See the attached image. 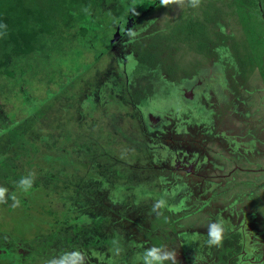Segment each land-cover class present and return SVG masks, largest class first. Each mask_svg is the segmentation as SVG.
<instances>
[{"label":"rangeland","instance_id":"obj_1","mask_svg":"<svg viewBox=\"0 0 264 264\" xmlns=\"http://www.w3.org/2000/svg\"><path fill=\"white\" fill-rule=\"evenodd\" d=\"M149 1L144 8L130 7L109 35L102 30L109 37L108 49L95 60V37L88 45L75 36L77 24L59 25L55 36L61 51L54 50L48 60L35 53L18 60L10 78L0 76V110L11 124L0 126V264H111L114 258L126 259L120 264H148L144 256L153 248L166 258L181 256L177 242L164 241L167 232L156 233L171 226L180 234L179 244L185 233L195 235L203 250L208 240H216L199 257L196 243L194 252L185 246L186 264L216 261L215 247L227 241V264H245L233 259L243 257L248 245L256 258L262 256L246 262L264 264V0H256L250 19L229 28L238 41L251 39L247 43L255 47L261 76L251 68L224 72L208 60L198 64L199 73L175 83L176 104L165 98L144 109L129 104L130 91L122 84L134 64L132 42L163 28L166 19L174 24L178 16H199L191 0ZM90 33L100 31L92 27ZM71 42L81 48L69 51ZM159 89L168 93L164 86ZM120 128L133 135L127 146L114 145V131ZM96 144L109 157L105 170L95 167L94 155L88 157ZM82 145L88 147L77 155L82 164L65 166L62 158L76 155ZM103 179L115 183L119 195L107 187L90 192ZM77 184L80 188H73ZM81 188L108 226L109 242L100 249L39 244L54 219L61 220L71 203L78 204ZM140 188L144 191L135 190ZM64 189L69 193L58 196ZM160 237L162 242H154Z\"/></svg>","mask_w":264,"mask_h":264},{"label":"trees","instance_id":"obj_2","mask_svg":"<svg viewBox=\"0 0 264 264\" xmlns=\"http://www.w3.org/2000/svg\"><path fill=\"white\" fill-rule=\"evenodd\" d=\"M149 2V0H0V76L3 75L10 78L12 68L18 64V60L33 56L35 53L44 54L45 60H48L53 56L54 50L57 52L61 51L60 47L62 44L58 43L55 36L59 25L76 26L77 24V27L74 28L75 36L77 34L84 37L83 40L88 45H90L88 41L95 37L93 42V59L95 60L108 49L109 37L105 36V34L108 33L109 35L110 32L117 29L120 20L124 15L128 14L130 7L136 9L144 8ZM190 4L193 8L199 10V16H178L174 24H170L169 20L166 19L161 24L163 28L155 27L156 29L139 34L132 42L131 49L134 53V64L130 69L129 77L126 78L124 76V82L122 83L124 85L123 88L130 91L128 98L130 105L135 103L146 109L153 101H161V99L165 100V98L169 102L172 101L174 102L173 104H176L177 100L174 97L176 94L172 93L175 83L179 85L185 79L192 77L193 74L199 73L202 65L200 64L199 66L198 64L207 63L208 60L218 66L220 65L224 72L228 68L236 72H245L247 68H251L256 71L257 76H261L263 73V68L259 67V69L256 65L259 59L256 60L255 47L253 45L250 47L249 43H247L251 39H243L240 42L238 37L232 33L233 29H229L233 26V23L239 25L243 19H250L252 12L249 10L257 6L256 0H191ZM92 27L95 32L99 30L100 34L93 36L90 33V28ZM102 30H104L105 34ZM78 44V42L74 44L71 42L66 44V48L69 51H75L77 47H80V44ZM83 45L81 44V46ZM193 54L194 56L197 55L198 58H193ZM188 57L193 59L187 60ZM85 60L84 58V64L89 63V61ZM163 86L165 87L164 92L167 91L168 93L159 92L162 89L158 90V88H163ZM178 108L181 109L180 107ZM183 119L186 120L187 117ZM6 122L7 118L3 119L0 110V126L4 128L11 125L10 122ZM131 129L133 130V125H131ZM120 130L121 132L114 131V135H116V139L113 140L116 142L114 145L122 144L127 146V141L133 136L130 133L131 130L129 128L126 130L120 128ZM139 133L141 134L140 130ZM98 143L100 142L98 141ZM96 146L97 148L95 149L94 147H89L91 154L88 157L90 158L94 155L95 167H102L105 170V168H108L109 157H103L101 150H99L100 146L98 144ZM82 148L84 150L88 149L87 146L82 145L80 149L75 151L76 155L71 152V157L62 158L65 166L79 167L82 164L81 159L77 157L80 151L83 150ZM125 169L122 168V171ZM6 171L10 172V167H7ZM15 179L18 180L17 177ZM115 185L110 180L103 179L93 184L90 192L107 187L104 189L114 194L117 191L115 195H119L118 187ZM73 188H80V186ZM157 189L158 187L152 190L154 195L159 193ZM135 190L141 191L143 189ZM67 192L68 190L64 189L59 191L57 195L65 197ZM78 193V204L73 205L71 203L68 206V210L66 207L65 215L61 220L54 219L51 232L38 237L41 238L38 241L39 244H44L47 248L48 246L50 248V245L68 244L81 245L89 249H100V246H103L105 242H109V239L106 238L108 236V232H106L108 226H104L103 217L96 216L93 211L92 202L90 201L91 195L85 189L78 191ZM86 215L88 216L86 217ZM78 218L83 219V221H79ZM230 229L232 228L230 227ZM162 232H167V238L164 237L165 242H171L172 239L177 242L178 247L181 249V256H168L166 258L158 252L157 254L164 259L155 260L154 264H159V262H163V264H186L184 256L185 246L192 250V246L196 243L193 247L197 252H194V249L193 252L198 254L199 257L201 255L200 251H203L204 255L209 253L213 247L212 243L214 244L216 241L211 240L214 242H209L207 239L208 241L203 245V250L200 244L197 245V242L193 240V236H195L193 234H182L183 238L186 236L185 241L179 244L178 238L180 234L173 226L164 227L162 230L156 231L159 236ZM157 240L162 242L161 237L160 239H155L154 242L157 243ZM221 242L223 241L221 240ZM221 242L219 245L222 244ZM229 243L227 241V244L215 247L216 261L204 259L202 262L206 264H227L226 258L229 257L228 253L231 250ZM242 249L244 250V248ZM253 249V246L248 245L244 256H238V258L233 260L238 263L251 264L249 261L247 263L246 260L251 258L260 259L261 253L256 254L258 255V258H256L255 253H252ZM111 250L114 252L112 256L114 258L116 251L115 249ZM257 251L259 250L256 249L255 252L257 253ZM92 253L95 254L96 250H93ZM180 257H182V260ZM125 260L114 258L111 264H120L125 262Z\"/></svg>","mask_w":264,"mask_h":264},{"label":"clouds","instance_id":"obj_3","mask_svg":"<svg viewBox=\"0 0 264 264\" xmlns=\"http://www.w3.org/2000/svg\"><path fill=\"white\" fill-rule=\"evenodd\" d=\"M22 184H27L30 183V181H21ZM3 189H0V195L3 194ZM210 236L217 238L218 237V233L215 230L210 229ZM210 242H214V241H210ZM158 249L153 248L150 251L145 253L144 259L148 260V264H152L153 260L159 261L161 259H164L163 257L159 256L158 254ZM59 264H64L63 261L59 262Z\"/></svg>","mask_w":264,"mask_h":264}]
</instances>
